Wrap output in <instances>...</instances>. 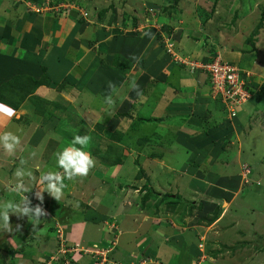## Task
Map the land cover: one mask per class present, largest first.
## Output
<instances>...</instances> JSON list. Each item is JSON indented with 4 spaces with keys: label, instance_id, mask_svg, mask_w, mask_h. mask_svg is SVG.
<instances>
[{
    "label": "rangeland",
    "instance_id": "rangeland-1",
    "mask_svg": "<svg viewBox=\"0 0 264 264\" xmlns=\"http://www.w3.org/2000/svg\"><path fill=\"white\" fill-rule=\"evenodd\" d=\"M41 1L45 4L42 8L40 5L28 0H0L3 5L13 4L17 8H23V10L28 8L29 12L36 15H43L45 24H50V21L53 19L49 16L55 17L58 15L56 17L57 21L65 23L66 33L72 37V41L69 43L70 47L68 48V52H66L68 57L72 56L71 61H75L78 55L87 54V57L94 58V55L99 57L105 51H108L109 54H112V59L110 60L112 63L116 56L121 59L119 55L123 51L121 50L123 43L124 48L128 47L126 44L130 43L132 45L134 43V46L136 45L135 50L132 49V51L134 50V54H129V56L135 55L138 57L139 52L142 54L144 53L142 50H147L140 61L141 64L144 62L149 63L152 56L160 52V54L165 53L169 56L167 57L168 61L172 59L173 61L181 60L182 62L194 65L193 67L196 70L200 69L201 64L208 63V59L205 62L204 59L210 57L213 58V61L215 58L222 62V64L230 62L234 66L238 65L250 73L248 76V87L252 91L243 92L245 101L242 102V105L232 108L234 110L233 118L229 119L224 116L216 121H212L213 112L206 110V108L204 109L205 103H218L217 106L221 105L222 111L224 110L223 114L229 112V108H226L225 106L227 105L223 104L225 102L223 98L217 101L218 95L211 93L209 97V95H205L201 90L204 93L201 94L202 96H200V92L196 91V101L191 99L192 101L188 102L189 105L187 106L190 115L185 124L173 120L174 123L166 121V123L156 126L154 124L146 125L145 129H151V126L153 127L151 130L154 129L150 135V139L148 138L149 140L147 139V141L143 138L139 139L135 135H127V139L128 137L134 139L132 141L129 140L131 142L127 146L135 149V152H137L138 146H147V153L145 155L140 154L139 156L134 154V156L129 158V160L134 161L137 159L141 163L140 167L143 165L145 175H150L151 169H155V162L159 159L164 160V158L166 160L164 161V166L162 164V167L173 171L172 181L169 179L171 183L166 186V191L173 192L172 196L167 193L158 196L160 191L162 193L165 192L159 189V193H156L153 189L151 190V188L148 189L146 187L145 197L149 199L147 203L148 205L150 204L149 208L152 207L151 205L154 202L161 203L159 209L155 205L156 211H158L157 216L147 214L144 210L146 205H142L141 203L137 207L138 210L135 216H133L136 221H139L138 224L131 225L130 229L127 230L128 232H126L127 234L120 235L121 237H119L118 241L110 238L108 246H100L88 242L84 243L85 247L84 245H81L83 247H77L76 244H71L69 240L67 242L66 237L62 234L63 226L61 224L63 221L67 222V220L81 218L83 213L79 211H76V213L70 212L69 207L61 206L59 208L54 203H51V208L54 210L51 212L48 209L49 202L44 198L43 208L48 215L41 217L39 223L34 220H28L27 217L18 218L15 214H10V223L14 231L11 233L0 231V264H91L92 262H95V264H161L157 259H149L143 254L145 248L151 249L150 251L156 249V245L152 246V244L143 245L139 248L137 245L136 247L132 246V254H135L133 256L136 257L138 255L139 258L138 260L134 259L131 263L127 262V257L131 254L130 252L120 253L115 256V249L119 244L122 246L121 249H128L130 237L132 236L130 233L133 232L137 236L134 240L135 242H141L143 240L142 237L145 235L150 236L151 232L149 230L151 229L154 232L156 225L154 220L157 218H159L161 223V226L158 225L159 228L162 231L166 228L163 231L165 235L164 239H166L163 240L164 243L168 246V243L176 245L162 248L165 251L163 255H165L167 260L168 257L172 261L180 260L184 250H188V244L191 245L192 243L193 245H197L199 249L198 251L194 248L191 251L188 250L190 257H192L191 255H198L200 257L198 258L199 261L195 262V264H264V52H254V54H251V58L248 57L250 56L249 54H246L248 56L241 55L242 49L253 50L254 48L259 49L264 47V43L253 45L249 42L255 35L259 42L260 40L264 42V2L257 4L258 7L254 13L250 14V11H245L242 14H245V18H243L245 27L241 25L237 26L236 21H234L235 24L232 26L233 30H231L232 27L229 29L228 26L231 25V16L235 8L233 0L231 2L218 0V5L221 8H217L219 13L216 16H214L213 12V9H215L213 0H182V4H178L181 6V10H177L180 20L187 24L190 23L188 27L195 30V34L192 33V35L196 36V39L204 42L205 38H209L208 44L206 42L199 44L198 41H194V47L198 49L194 51L190 50L191 54H183L179 50L178 42L175 43L172 39L167 40L166 32L168 27L162 23L167 22L169 12L166 10L162 11L161 9L151 11L150 6L145 0H142V2L135 1L136 5H141L140 7L143 8L141 13H136L137 18L142 19L140 20L141 22H138L131 11L127 13L128 9L122 0ZM158 1L160 0H154L153 2L157 3ZM173 1L175 3L178 0ZM245 1L246 3L243 8H249L255 0ZM32 7L38 10H34ZM103 10L106 11L104 14ZM224 10L230 12V17L227 20H222L223 16L220 15V12L224 13ZM68 15H71L72 19L68 18ZM207 15L213 16L209 22H206L208 25L204 26L203 22H205V16ZM158 17H161V20L156 19ZM223 21L226 23L224 27H221L220 25ZM142 32H151L154 35V39L144 36L139 40L138 38ZM233 32L235 33L231 35ZM47 33L49 34V32ZM82 39H85V43L81 41ZM232 45H234V50L239 53L237 59H232L222 52V47H227L230 50ZM193 58L195 59L193 60ZM196 70L194 73L191 71V74L197 73ZM197 82L199 83L198 80ZM65 83L61 82V87H64ZM169 89H171L170 86ZM217 89L211 86V90L217 92ZM207 92L209 94V91ZM144 96L145 101L149 102L148 100L153 101L155 95L153 93L151 95L148 90ZM80 99L83 103L77 104V106L84 107L83 110L81 109V113L84 112L86 107L91 106L87 102L102 103L101 97L90 95L87 92H83ZM42 105L44 106V112L37 114L40 116L57 115L54 112L56 109H53L52 105L47 107L45 104ZM201 107H203V111ZM58 110L59 121L49 124L53 133L63 134V132H67L73 137L75 135H88L91 137L88 145L92 151L97 148L100 152L104 153L111 143L119 142L122 139L120 144L116 143L114 145L115 148H112L114 150L128 141L122 137L125 136L123 124L116 123L111 125V128L95 124V122L80 124L83 120L79 118L80 112H76L79 108L77 109L73 106V108L68 109L69 111L65 109L67 113L65 115L63 111H60L61 109ZM89 110L90 115H88L89 117L91 116L92 120L95 116V110L93 106ZM143 110L146 113L150 111V109L144 108ZM206 112L210 114L208 118ZM107 116L108 114H104L103 120ZM53 121H57V118H54ZM100 121H102L101 118ZM133 122H136V119H130V124L136 125ZM125 126L129 129L131 128L128 123ZM156 127L158 128V133H163L165 138H161L160 140L154 138V135L158 134L155 133L157 131ZM112 128L116 130L110 131ZM186 129H188L189 136H191V133L195 136L192 138L193 140L191 139V143H194L193 148L188 150V153L185 152L186 150L181 144H175L176 139L173 134L177 130L185 132ZM10 130H13L14 133L16 132L14 129ZM165 132L168 135H165ZM59 134L54 139L58 144L63 146L70 138L68 139L65 134H63V137H60L62 135ZM49 143L50 140L43 144L44 147H40L42 154L45 146ZM168 144L172 146V152L168 155H161L164 152L162 148ZM30 153L31 151H28L27 158L32 161L33 158L29 157ZM39 159L40 157L36 153L34 160L39 162ZM129 160L125 169H127L128 173L130 170H133L129 173L132 176L129 182L133 183V185L126 187V189L133 194L139 195L140 188L138 186H144V178H140L143 184L139 182L140 180L134 182V177L138 175V169L140 168H137L138 166H135V163L132 165ZM27 162L29 161L25 160L24 166L33 172L34 177L28 182V193H15L12 191L10 185L14 184L15 177L13 172H9V169H13V167L7 164L0 167V177L3 179L11 178L6 183L0 180V202L7 200L19 201L24 195H27L33 206L40 203L36 196V200L33 197V193L37 190L35 184L37 183V179H40V174L33 171L34 165L32 162L29 164ZM39 168H41V165ZM39 170L37 169V171ZM168 177L163 175L161 177L162 181ZM186 177L201 179L200 181H204L205 184H201L199 187L197 185V188L191 187L192 183H188L189 179L187 180ZM211 197L221 198L228 205L223 203L219 205L204 204V200ZM173 199L176 200V202H172L175 203L174 207H176V210L179 209L176 213H171L167 209L168 207L166 208L167 202ZM202 201L204 202L201 203ZM58 217L62 221L57 220ZM160 217L162 218L160 219ZM179 219L181 221L184 220L185 226H188L186 229L181 227L183 230H188V239L185 236L181 237L180 234L172 236V225H175V222ZM127 220L129 221V216L125 222ZM145 222L146 227L147 225L148 227L142 228V224ZM148 222L150 223L147 224ZM17 224L22 225L19 231L15 230ZM190 226L192 228H189ZM178 229L180 230V228ZM94 232L98 234L97 230H94ZM198 232L201 233L198 234ZM155 236H158V230L155 231ZM96 238L101 239L98 235ZM96 238H91V242H97ZM198 239L200 240L199 244ZM186 245L187 249L184 247ZM159 250L161 251V248ZM208 256H211L212 259H209ZM162 262L165 263L164 261ZM177 263L174 262L173 264ZM193 263L191 262V264Z\"/></svg>",
    "mask_w": 264,
    "mask_h": 264
},
{
    "label": "crops",
    "instance_id": "crops-1",
    "mask_svg": "<svg viewBox=\"0 0 264 264\" xmlns=\"http://www.w3.org/2000/svg\"><path fill=\"white\" fill-rule=\"evenodd\" d=\"M122 1L128 9L127 13L131 11L132 13H134L133 16L138 20V22H141L140 20L142 19H138L137 14L141 13L143 11V8L140 7L141 5H136L135 1L142 2V0ZM153 1L154 0H145V2L150 6L151 11L161 9L162 11L166 10L169 12L167 15V22L162 24H166L168 29H170V33L166 34V36L172 39L175 43L178 42L179 50L183 54H191L190 50L194 51L195 49H198L194 47V41H198L199 44H203L205 42L207 43L209 38H205L204 42L196 39L197 37L192 35V33L195 34V30H192V28L188 27L190 23L187 24L184 21H181L178 17L177 12L181 10V6H179L178 4L181 5L182 0H178L179 2L177 1L175 3L173 0H160L157 3ZM213 1L215 4V9H212L214 12V16H216L219 13L217 8L221 7L218 5V0ZM227 1L231 2L232 0ZM2 2H0V87L2 86V84H8L9 86V83L12 84V79L18 77L19 75L39 78L41 75L45 74L51 81V83L48 85H39L34 90V93L31 96H27L25 100H23L19 108L15 109L16 111L13 117L8 118L0 115V134L5 131H11L10 129H14L16 131L15 133L20 136L22 142L23 151H18L16 156L14 157L7 155L4 152L3 148L0 147V167L4 164L12 166L13 169H9V172H13V174L15 170L21 166V161L25 163V160L29 161L27 162V164L31 162L33 163V171H36L35 173L41 174V172L49 170L51 168H53L52 170L62 172V169H59L57 167V153L62 151L63 148L69 146L73 139V137H69L70 139L68 138L69 140H67L66 143L63 144V146L58 144L55 141V137L58 136L59 133H53V131L50 129L51 127L49 126V124L59 121L60 117L57 112L59 110H54V112L57 114L56 116H40L35 111L34 103H61V106L63 105L64 108H61L60 111H63L64 115L67 114L65 112V109L68 110L69 108L71 109L74 106L77 109L79 108V110H77L76 112H80L79 118H82L81 120H83V122H81L80 124H85V122L88 124L91 122H95V124L97 123L101 126L105 125L111 128V125L120 123L121 125L123 124V133L125 135L122 136L123 138L127 139V135H135L139 139L143 138L145 141H147L148 138L150 139V135L154 129L151 130L153 128L152 126L151 129H145L146 125L154 124L156 126L159 124H164L166 123V121H171L174 123L173 120H177L178 122H182L183 124H185L186 121H188L190 115L187 105H189V101H192L191 99H194L196 101V91L200 92V96H202L201 94L204 93L208 96L207 91H209V87L206 81L207 76L204 71H202L201 69L196 70V68H194L197 73L193 75L185 68L182 69V67L174 64L172 60L168 61L167 57L169 56L165 53L160 54V52L154 54L149 63H137L136 61L131 59V56H129V54H134L133 51L135 50L136 46H134V43H131L132 45H130V43L126 44L128 45L127 48H124L123 43V48L121 49L123 50L121 52V56L126 58V60L129 62V67L120 66L119 63H111L110 60L112 59V54H109L108 51H105L99 57L94 55V58L87 57V54L78 55L75 61H71L72 56L68 57L66 52H68V48L70 47L69 43L72 41V37L66 33L65 23L57 21L56 17L58 15H56L55 17L49 16L53 19L50 21V24H45V18L43 15H36L29 12L28 8L23 10V8H17L13 4L3 5ZM233 2L235 4V8L232 12V22H230L231 25L228 26L229 29L230 27L234 26V21H236L237 26L241 25L245 27V21L243 20V18H245V14H242L245 11H250V14L254 13L255 9H257L258 7L257 4L260 2H264V0L253 1L249 8H243L246 3L245 0H233ZM4 4L6 3L4 2ZM122 10L124 9L122 8ZM105 12L106 11L104 10L103 14ZM220 15L223 16L222 20H227V18L230 17V12L224 10V13L221 11ZM212 16L213 15L205 16V22H203L204 26H206V22H209ZM68 18H71V15H68ZM156 19L161 20V17H158ZM225 23L223 21L220 26L224 27ZM231 30H233V27L231 28ZM47 32H49V34ZM235 32H233L231 35H233ZM242 34L244 33L242 32ZM144 36L145 35L142 32L138 39L140 40V38ZM81 41L84 42L85 39H82ZM249 42H251L253 45H256V43H264L261 40L259 42L256 35L253 36L252 40ZM233 46L234 45L230 47V50L227 49V47H222V52L226 53L227 56H230L232 59H237L239 53L234 50ZM132 49L134 50L132 51ZM254 49H242L241 55L244 56L246 54H249L250 56H246L251 58V54H254V52H264V47ZM142 51L144 53L141 54L139 52L138 55V57H141V60L147 50ZM152 53L153 51L151 52V55ZM194 59L195 58H193V60ZM207 59L209 58H205L204 60L206 61ZM132 80H135L139 85L142 96H137V93L131 90L130 83ZM197 80L200 84L197 82ZM61 82L67 83H65L66 85L64 87H61ZM109 82L115 85V91H110L108 89ZM13 86L10 87V89L13 88ZM169 86L171 87V89H169ZM14 87L15 90H18L21 86L16 83V86ZM148 90L150 91L151 95L152 93L155 95L153 101H145L144 94ZM83 92H87L90 95L94 96L98 95L99 97H101L102 103L98 104L87 102L91 104V106L88 108L91 109L93 106L95 110V116L92 120L91 116L89 117L90 110L87 107L85 108L84 112L81 113V109L83 110L84 107L81 108L77 106V104L83 103V101H81L80 99ZM34 95L41 98L42 100L40 101L38 99L32 98V96ZM108 95H111L112 97L113 102L111 104L105 102V98ZM217 104L218 103L204 104V109L206 108V110H211L213 112V117L211 118L212 121H216L219 118H223L225 116L221 109V105L217 106ZM45 105L46 107L51 106L48 104ZM155 105L157 106L154 107ZM143 108L150 109V111L146 113ZM201 108L203 111V107ZM206 113L208 118L210 114L208 112ZM104 114H108V116L103 120ZM54 118H57V121H53ZM100 118L102 119V121H100ZM130 119H136V122H133L136 125L130 124ZM208 122L210 123V121ZM127 123L131 126L130 129L125 126V124ZM133 127L135 128L134 130ZM155 129H157L155 133H158V128L156 127ZM114 130L116 129L112 128L110 131L113 132ZM187 130L188 129H186L185 132H180L181 130H175L176 132L173 133L176 139L175 144H181V146L186 150L185 152L193 148L194 143H191V139L195 137L192 133L191 136H189V132H187ZM165 135H168V133L165 132ZM154 138L160 140L161 138H165V136L163 133L159 132L157 135H154ZM48 140H50V143L45 146V150L42 154L40 147H44L43 144ZM127 140L128 141L125 144L123 143L124 145L121 144V147H117V149H114L115 151H117V155L119 156V162L114 164H109L105 155L110 156L108 152L110 148H115L114 145H116V143L120 144V141H122V139H120L119 142L117 141L111 143L110 146L104 151V153L100 152L97 148L92 151V149L88 145L84 150L90 152L92 156L95 155L93 156V158L95 157L94 159L96 160L95 167L90 171L89 175L85 178H77L74 181L65 180L67 187L64 189V192H67H65V194L59 201L52 198L47 192L43 193V198L47 199V201L49 202V204L47 202L46 203L49 205L48 209H50L51 212L54 211L51 208V203H54L59 208L61 206L69 207L70 212L73 211L76 213V211H79L83 213L81 218L67 220V222L63 221L64 223L62 222V234L66 237L67 242L69 240L71 244H76L77 247L81 245H84L85 247L84 243L88 242L92 244H98L100 246H108L110 238L118 241L119 237H121L120 235L127 234L126 232H128L127 230L130 229L129 227H131V225L138 224L139 221H136L133 216H135L138 210L137 207H139L141 203L142 205H146L144 210L147 214L157 216L158 211H156V209L160 208L161 203L154 202L153 205H151L152 207L149 208L150 204H147L149 202V199L148 197H145L147 188H151V190L153 189V191L156 193H159V189L165 192L162 193L160 191V194L158 196L166 193L172 196L173 192L171 193L170 191H166V186L170 185L171 183L169 179L172 181L173 171L166 170V168L162 167V164L164 166V161L166 160L165 158L164 160L159 159L155 162V169H151L152 171L150 175H145L144 172L139 173V171L137 173L138 175H135L134 182L140 180V178H144V186L147 185L145 187L138 186L140 188L139 195L136 193L133 194L126 189V187L133 185V183L129 182L132 177L129 173H131L133 170H130L128 173L127 169H125L129 158H131V156H134V154L140 156V154L145 155V153H147V146H138L137 152H135V149L127 146V144L134 139L128 137ZM169 144H171V142H169ZM169 144L162 148L164 152L163 154L160 153L161 155H168L172 152V146H169ZM77 147H79V145H77ZM28 151L38 153V156L40 157L39 162L34 160L33 157V160L30 161L27 158ZM25 153L27 154L25 155ZM129 161L132 165L135 163V166H138L137 168L143 170V165L140 167L139 165H141V163H139L137 159H135V161ZM40 165L41 168H39ZM165 166L168 167L167 165ZM37 169L40 170L37 171ZM163 175L169 177L171 176V178L168 177L167 179L165 178L164 181H162L161 177H163ZM186 179H189L188 183H192L191 187L194 186L197 188V185L199 187V185L205 184L204 181H200L201 179L198 178L196 179L186 177ZM0 180L6 183L7 180L10 181L11 178L3 179L0 177ZM141 181L142 180H140L139 182ZM12 186L13 183L12 185H10L11 190ZM35 187H37L36 192L44 188V185L40 183V179H37ZM36 192L33 193V197L35 200ZM220 199L221 198L218 199L211 197L204 200V204L219 205L220 203H223L228 205V203H225V201ZM204 201H202L201 203H203ZM172 202H176V200L173 199L168 201V205H166V208L168 207L167 209L169 210V212L176 213L177 211H179V209L176 210V207H174L175 203ZM155 205H157V208ZM223 210H225V208H223ZM128 216L129 221L127 220V222H125ZM58 218L57 220L62 221L60 217ZM161 218L162 217H160V219ZM149 223L150 222H148L147 224ZM154 223H156L154 232H152V230L150 229V236L145 235L144 237H142L143 240H141V242H135L134 240L137 236L133 232L130 233L132 234V236L130 237L131 240L129 242L128 249H121L122 246H120L119 244L115 249V256L119 255L120 253L130 252L131 254L127 257V262L131 263L134 259L138 260L139 258L138 255H136V257L133 256L135 254H132V246L136 247L137 245V247L139 248L143 245L147 246L148 244H152V246L156 245V249L152 251H150L151 249H146L144 247L145 250L143 254L149 259H157L161 264H173L174 262L177 263V261V264H183L185 262L191 264V262H194L192 257L190 258V255L185 256V254L182 255L180 260L172 261L171 259H169V257L167 260L165 258V255H163L165 251H163L162 248L166 246L173 247L176 245L168 243V246L166 243H164L163 240L166 239H164L165 235L163 231L166 228L162 226L164 228L163 231L159 228L158 225L161 226L159 218L155 219ZM142 225V228H145L146 222ZM185 225L186 223L184 222V220H177V222H175V225H172V236H177L180 234L181 237L185 236L188 239V230H183L181 228L183 227L184 229H186V227L188 226ZM178 228H180V230ZM189 228L192 227L190 226ZM94 230H97L98 234L94 232ZM156 230H158L157 237L155 236ZM200 233L201 232H198V234ZM97 235L101 239L96 238ZM94 237L97 239V242H91L92 240L90 239ZM199 242L200 240L198 239V244ZM184 247L185 249H187V245ZM188 247L189 251H191L192 248L196 249L197 251L199 250L197 248V245H193L192 243L191 245L188 244ZM159 248H161V251L159 250ZM188 250H184L183 253L189 252ZM208 258L212 259L211 256H208ZM170 260L172 263L170 262ZM162 261H164L165 263H163ZM91 264H95V262H92ZM193 264H195V262Z\"/></svg>",
    "mask_w": 264,
    "mask_h": 264
},
{
    "label": "clouds",
    "instance_id": "clouds-1",
    "mask_svg": "<svg viewBox=\"0 0 264 264\" xmlns=\"http://www.w3.org/2000/svg\"><path fill=\"white\" fill-rule=\"evenodd\" d=\"M144 35L149 37V39H154V35L151 32H145ZM168 39L170 38L167 37ZM171 44L174 45L172 42ZM131 59L139 63L141 57L133 55ZM240 68L243 69L242 67ZM130 88L137 93V96H142L139 85L135 80L131 81ZM108 89L115 91V85L109 82ZM105 102L108 104L113 102L111 95L106 96ZM15 111L11 105L0 102V115L11 118L15 115ZM90 140L91 137L88 135H75L70 145L57 153V167L62 169V172L52 169L41 172L40 183L44 185V188L35 194L40 203L33 206L27 195H24L19 201L7 200L0 202V231L5 233L14 231L10 223V214H15L18 218L27 217L28 220H34L39 223L41 217L48 215L43 208L44 192H47L52 198L59 201L64 195V189L67 187L65 180L74 181L77 178H85L89 175L96 164V160L92 154L84 150L90 143ZM0 147L3 148L7 155L13 157L16 156L18 151H23L20 136L12 131H5L0 134ZM29 155L34 158L36 153L31 152ZM14 177L15 182L12 186V191L15 193H28V182L34 177L33 172L24 166L23 161H21V166L15 170ZM21 227L22 225L17 224L15 230L19 231Z\"/></svg>",
    "mask_w": 264,
    "mask_h": 264
},
{
    "label": "trees",
    "instance_id": "trees-1",
    "mask_svg": "<svg viewBox=\"0 0 264 264\" xmlns=\"http://www.w3.org/2000/svg\"><path fill=\"white\" fill-rule=\"evenodd\" d=\"M28 1H31L32 3L38 4V5H42L43 4V2L41 0H28ZM166 33L169 34L170 33V29H168ZM252 35H253V33H252ZM119 57H121V60L116 56V58L114 59L113 62L115 64H118L119 63V65L120 66H123V67H129L128 66V63L129 62L124 57H122L121 55H119ZM212 60H213V58L210 57L208 59V63L211 62ZM172 62H174V64H177L178 66L182 67V69L185 68L189 72H191V70H193L192 67L189 64H186V63L182 62L181 60H174L173 61V59H172ZM204 62H205V60H204ZM43 70H44V68H43ZM202 71H204V70H202ZM206 81L208 83L207 84L208 87H209V94L208 95L210 97V95H211V92H210L211 90L210 89L211 88H210V81L208 79V76H207ZM16 83H18L21 86L20 89H18V90H15V87H14V86H16ZM50 83H51L50 79L45 74L41 75L39 78L19 75L18 77H15V78L12 79V84L9 83V86H8V84H2V86L0 87V102H3V103L8 104V105H11L14 109H18L19 106L21 105V103L23 102V100H25V98L27 96H31L34 93V90L39 85H42V84L48 85ZM12 86H13V88L10 89V87H12ZM246 88L248 89L247 86H246ZM248 90L249 91H252V89L250 87H249ZM32 98L38 99L40 101L42 100L41 98L37 97L36 95L32 96ZM221 98H223V96L218 95V99H216V100L219 101V100H221ZM225 98H226V100L228 102H230L231 99L229 97H225ZM34 104H35V111L37 113L44 112V110H43L44 109L43 108L44 106L42 105V103L40 104V103L37 102V103H34ZM43 104H50V105L53 106V109H59V108L60 109L61 108L63 109L64 108L63 105L61 106V103H43ZM225 107L227 108V106H225ZM222 108L224 109V107H222ZM50 112H52V111H50ZM226 113H224V115L226 117H228L229 119L230 118H233L229 114V112H226ZM63 134L67 135L68 138L69 137L70 138L73 137V136H70V134H68L67 132H65V133L63 132ZM63 134H60V135L63 136ZM108 152H109V155L110 156L105 155V157H106V159H107V161H108L109 164H114V163L119 162V156L117 155V151L112 150L110 148V150ZM143 172L144 171L142 169L139 170V173H143ZM183 254H185V256L190 255L188 252L187 253H183ZM198 258H199L198 255L197 256L195 255L194 257L192 256V259L194 260V262H198L199 261ZM183 264H188V263L185 262Z\"/></svg>",
    "mask_w": 264,
    "mask_h": 264
},
{
    "label": "built area",
    "instance_id": "built-area-1",
    "mask_svg": "<svg viewBox=\"0 0 264 264\" xmlns=\"http://www.w3.org/2000/svg\"><path fill=\"white\" fill-rule=\"evenodd\" d=\"M41 8L45 6L43 3L40 5ZM34 10V7H32ZM170 47V46H168ZM185 63V62H184ZM189 64V63H186ZM199 64V63H197ZM192 69H194V65L189 64ZM199 68V67H198ZM200 69L206 72L208 79L210 81V88L215 87L218 88L217 92L211 90L212 94L221 95L224 99V104L229 108V113L231 116L234 115V110L232 108L242 105V102L245 101L243 98L244 93L248 91V76L250 73L241 69L239 66H234L232 63H224L218 61L214 58L209 63L201 64ZM248 87V89L246 88ZM244 92V93H243ZM225 97H229L231 100L228 102Z\"/></svg>",
    "mask_w": 264,
    "mask_h": 264
}]
</instances>
